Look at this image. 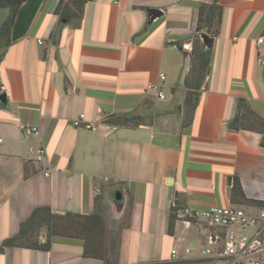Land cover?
Instances as JSON below:
<instances>
[{"label": "crops", "instance_id": "crops-1", "mask_svg": "<svg viewBox=\"0 0 264 264\" xmlns=\"http://www.w3.org/2000/svg\"><path fill=\"white\" fill-rule=\"evenodd\" d=\"M59 1L25 0L2 50L0 247L38 208L98 212L112 235L121 228L119 264L166 262L173 249L203 264L207 228L201 221L185 228L176 218L168 232L172 212L239 205L231 201L233 179L247 200L264 203L262 136L229 129L240 99L264 119V42H257L264 0H94L79 23L59 20ZM212 3L221 19L209 73L192 121L182 127L191 51L170 44L193 43L198 7ZM8 15L0 10V27ZM149 85H161L165 98ZM81 114L103 126L95 133L75 128ZM109 116L143 122L115 127L105 123ZM32 128L39 134H29ZM42 147L48 166L35 161ZM82 252L80 240L54 238L48 252L3 247L0 264H103Z\"/></svg>", "mask_w": 264, "mask_h": 264}, {"label": "trees", "instance_id": "trees-1", "mask_svg": "<svg viewBox=\"0 0 264 264\" xmlns=\"http://www.w3.org/2000/svg\"><path fill=\"white\" fill-rule=\"evenodd\" d=\"M94 0H60L55 13L61 22H80L83 7L87 2ZM25 0H0V10L8 9L9 15L0 27V61L2 50L11 43V28L17 9ZM221 19V7L216 3L200 4L195 27L196 39L192 43V50L185 54L189 59V70L184 78L185 98L183 101L182 127H187L193 118V113L198 103V90L201 88L209 73L210 49H205L199 36L206 34L215 37ZM0 83V94H2ZM1 106V103H0ZM143 119L139 116H109L105 123L115 127L134 128L139 126ZM233 131H250L262 136L261 145L264 146V119L251 111L246 101L238 100L236 113L229 123ZM231 201L239 205L263 206L261 202L247 200L237 179L231 184ZM175 215L169 217L168 232L172 231ZM42 232L45 233L44 241L39 240ZM120 233L114 236L110 233L106 218L102 213L91 215L52 214L48 208H38L32 216L23 222L17 235L3 241V247L41 250L48 252L54 238H70L80 240L84 258L99 260L103 264H119ZM163 264V263H147ZM181 264H195L187 261Z\"/></svg>", "mask_w": 264, "mask_h": 264}, {"label": "built area", "instance_id": "built-area-1", "mask_svg": "<svg viewBox=\"0 0 264 264\" xmlns=\"http://www.w3.org/2000/svg\"><path fill=\"white\" fill-rule=\"evenodd\" d=\"M166 34L172 35L173 32L167 29ZM257 42L263 43L264 37L258 38ZM38 43L41 44V41L38 40ZM170 47L189 52L192 50V40L180 45L171 43ZM160 79L163 81L164 75ZM147 89L159 99L165 98L161 85H149ZM72 125L94 133L103 126L86 121L82 114L72 121ZM27 132L37 135L39 129L32 128ZM35 161L50 165L51 158L44 147L36 152ZM53 172H56L55 168L45 170L42 174L50 177ZM175 215L185 228L196 227L200 221L207 228L201 250L200 260L203 264H264V203L263 206L229 204L208 209L181 207ZM186 253L190 251L186 250ZM187 261L178 258L176 249H173L170 260L161 263L181 264Z\"/></svg>", "mask_w": 264, "mask_h": 264}, {"label": "water", "instance_id": "water-1", "mask_svg": "<svg viewBox=\"0 0 264 264\" xmlns=\"http://www.w3.org/2000/svg\"><path fill=\"white\" fill-rule=\"evenodd\" d=\"M154 17L158 16V12H153ZM201 43L203 44V46L205 47V49H211L212 45H213V38L209 37L206 34H201L199 36ZM0 103L3 105H6V95L4 93L0 94ZM115 200L120 202L122 201V194L121 193H117L115 195Z\"/></svg>", "mask_w": 264, "mask_h": 264}, {"label": "rangeland", "instance_id": "rangeland-1", "mask_svg": "<svg viewBox=\"0 0 264 264\" xmlns=\"http://www.w3.org/2000/svg\"><path fill=\"white\" fill-rule=\"evenodd\" d=\"M142 116V118L146 121V119H148L149 118V115H147V114H143V115H141ZM116 204V203H115ZM121 203H118V205H120ZM117 205V204H116ZM115 205V206H116ZM107 223L110 225V221L108 220L107 221ZM39 233H41V234H45L44 232H42V230H40V232Z\"/></svg>", "mask_w": 264, "mask_h": 264}]
</instances>
